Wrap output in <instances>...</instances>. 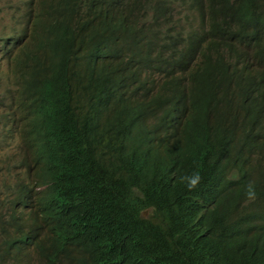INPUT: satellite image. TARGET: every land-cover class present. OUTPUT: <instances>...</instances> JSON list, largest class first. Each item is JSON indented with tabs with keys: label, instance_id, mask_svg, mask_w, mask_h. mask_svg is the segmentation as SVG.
<instances>
[{
	"label": "trees",
	"instance_id": "1",
	"mask_svg": "<svg viewBox=\"0 0 264 264\" xmlns=\"http://www.w3.org/2000/svg\"><path fill=\"white\" fill-rule=\"evenodd\" d=\"M23 5L2 117L31 221L0 264H264V0Z\"/></svg>",
	"mask_w": 264,
	"mask_h": 264
},
{
	"label": "rangeland",
	"instance_id": "2",
	"mask_svg": "<svg viewBox=\"0 0 264 264\" xmlns=\"http://www.w3.org/2000/svg\"><path fill=\"white\" fill-rule=\"evenodd\" d=\"M24 1L31 0H1L0 1V37L8 34L10 26H13L14 19H23L24 15ZM22 5L20 10L8 9L11 6L13 9H17L18 6ZM12 62V58L2 59L0 58V198L4 200L3 211L8 208V201L12 202V192L16 190V185L19 179L27 172V169L22 165L25 157V148L23 146V138L18 137L12 139L9 135H23L22 126L18 123L16 130L12 131L7 126L11 125L10 121L2 116L8 111L9 94L7 93L8 88L6 87V74L13 71V67L9 68ZM10 69V70H9ZM12 116H10L11 118ZM152 124L156 121L152 120ZM15 209H21L20 206H15ZM26 210V209H24ZM10 258H8L5 264H11ZM15 264H17L15 262ZM18 264H46L45 261L36 258L22 259Z\"/></svg>",
	"mask_w": 264,
	"mask_h": 264
},
{
	"label": "clouds",
	"instance_id": "3",
	"mask_svg": "<svg viewBox=\"0 0 264 264\" xmlns=\"http://www.w3.org/2000/svg\"><path fill=\"white\" fill-rule=\"evenodd\" d=\"M21 8H22V5L18 6L17 9H13V8H10V9L11 10H20ZM12 18L14 19L13 26H10L8 34H5V35L0 37V42L3 41L4 39L10 37L12 34V30L15 27H19V23H21L23 21V19L20 20V18H15L14 15H12ZM1 55H2V53L0 52V58H1ZM17 55H19V51L16 50V51H13L10 56L8 54H5V59L12 58V61H13L17 57ZM11 65H12V62L9 65V68L11 67ZM9 74L10 73L6 74V80H5L6 81V87L10 86L7 84V76ZM10 87H12V88H8L6 90L9 95L12 93V90L15 86L11 85ZM7 127L10 130L14 131L13 126L8 125ZM187 180H188V184H187L188 189L191 191V190H194L199 185V183L201 181V177L197 174V175H193L191 177H188ZM14 191L12 192V197H13L12 202L8 201V208L5 210V212L3 211L4 200L0 198V227L5 229L6 234H12L14 236H17L16 233H26L28 225H29L31 220H30V217L28 215L27 210H24L25 208L21 204H19V203L16 204ZM245 195H246L247 199L250 201L254 200L256 198L257 194L255 191L254 185H252L250 183L246 186ZM15 206H20L21 209H15L14 208ZM11 216H15L17 219L15 221H13L11 219ZM1 235H3V232L0 231V236Z\"/></svg>",
	"mask_w": 264,
	"mask_h": 264
}]
</instances>
